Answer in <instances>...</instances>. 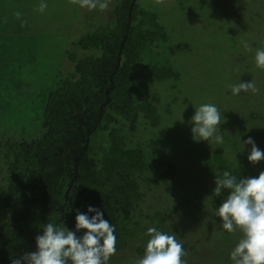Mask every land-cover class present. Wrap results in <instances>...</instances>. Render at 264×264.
Here are the masks:
<instances>
[{"label":"trees","instance_id":"1","mask_svg":"<svg viewBox=\"0 0 264 264\" xmlns=\"http://www.w3.org/2000/svg\"><path fill=\"white\" fill-rule=\"evenodd\" d=\"M0 1V264L35 251V237L46 223L75 231L77 210L95 214L88 213L89 206L100 209L115 227L116 254L108 264L142 258L150 227L176 237L186 264H232L230 253L240 233H228L215 215L228 190L220 197L212 190L215 176L224 171L238 180L264 171V160L248 161L251 145L243 143L252 137L264 152V69L249 58L264 50V0H231L228 6L237 19L230 23H240L258 39L242 35V43L232 42L227 65L239 70L243 82L254 81L258 92L243 91L237 98L217 131L223 143L212 142L211 149L194 141L188 129L165 140L179 117L172 109H187L178 120L188 126L193 108L188 101L180 103L179 97L187 98L179 90L163 102L151 91L153 83L174 91L181 76L170 60L154 58L169 40L154 9H142L136 0H111L106 18H84L81 28L72 23L63 54L69 67L58 68L51 85L33 92L22 79L31 45L17 50L16 34L24 24L7 12L8 3L14 10L12 1ZM245 42L249 47L243 51ZM32 110L36 119L25 122L20 114ZM185 185L191 187L183 196L187 204L193 202L186 207L191 219L204 213L213 227L200 248L185 238V227L172 223ZM157 189L163 191L162 207L149 203L150 191Z\"/></svg>","mask_w":264,"mask_h":264},{"label":"rangeland","instance_id":"2","mask_svg":"<svg viewBox=\"0 0 264 264\" xmlns=\"http://www.w3.org/2000/svg\"><path fill=\"white\" fill-rule=\"evenodd\" d=\"M2 1L4 2V0ZM10 1H12L14 10L8 3L5 5L7 12L17 20L21 19L24 24L23 28L19 29V34H16L17 44H19L17 50L26 49L27 45H31L33 52L32 59L29 63L26 62L23 67L22 75V79L31 87L30 90L33 92H36L37 88L51 85L58 68L65 65L69 67V61L65 59L63 54L68 47L67 34L72 23L75 28H81L83 26L79 22L84 21V18L85 20L90 18L95 20L96 17L99 19L100 16L106 18L109 14L108 9L103 11L99 9L89 10L81 8L78 4H72L71 0H8V2ZM136 1L142 9H154L159 14V19L168 33L169 40L164 46L165 51L154 58L160 61L167 58L181 75L179 81L174 83L177 88L174 91L169 90L168 87L165 88V84L158 83L151 85V91L155 92L160 99H164H161L163 102L168 98L171 99L174 95L176 96L175 93L179 90V93H183L187 98L186 100L179 97L180 103L183 104V102L188 101L192 104V116L195 114V108L201 104L216 105L221 112V124L217 126L218 131L225 123V118L231 108L236 106L237 98L243 94V91L238 95H233L231 92V86L239 84L240 81L243 82V79H241L238 69L233 71L227 65L231 53L229 48L232 42L242 43V35L248 37L252 35V38L258 39L257 34L246 32L240 23L237 25L230 23L237 20L232 16L235 10L228 7L232 3L231 0H204L207 4H202V0ZM110 2L111 0H109V6ZM41 3L47 4V8L43 12L38 10ZM229 10L233 13L229 14ZM84 11L90 12L89 15L83 16L82 12ZM17 12L21 13L19 18L15 15ZM74 33V37L78 35L76 30ZM241 49L244 51L245 46H242ZM249 56L251 60H254L255 55L253 53H249ZM24 57L25 55H23ZM250 66L248 67L251 68L252 66ZM208 71L211 73L208 74ZM174 84L171 83V85ZM30 90L28 89L27 94H30ZM34 111L32 110L33 113L29 114H20V117H23L25 122L30 121L28 117L35 120ZM172 112H174L175 117L179 116L178 118L181 120V115L187 112V109L177 106L172 109ZM178 118L174 119L178 123L175 124L176 129H173L171 134H167L165 140L180 135L181 131L191 130L194 126L191 122L188 126L184 125ZM31 127L36 130L35 123L31 124ZM201 141L207 144V148H212L211 140ZM164 143L162 146L165 149L172 147L169 143L168 145ZM237 149H242V146ZM186 167L190 168L188 165ZM195 174V170L190 174L189 181L192 184L193 178L196 177ZM187 180V178L181 179L179 184L182 185ZM182 190L179 191L177 198L181 203L178 207H174L172 213V223L176 226L185 227L188 230L185 238L200 248L199 243L210 240L211 235L214 234L213 227L209 224L208 219L206 220L207 215L204 213H200L201 215L197 219H191L192 215L186 210V207L192 206L193 202L187 204L183 197L191 192V187L185 185ZM162 192V189L150 191L149 203L162 207L165 202ZM176 193L175 191L173 195Z\"/></svg>","mask_w":264,"mask_h":264},{"label":"clouds","instance_id":"3","mask_svg":"<svg viewBox=\"0 0 264 264\" xmlns=\"http://www.w3.org/2000/svg\"><path fill=\"white\" fill-rule=\"evenodd\" d=\"M81 8L89 10L108 9L109 0H71ZM47 8L46 3L39 5V11ZM15 15L19 18L21 13ZM248 48L247 43L244 44ZM251 50V49H249ZM256 67L264 69V50L257 49L254 56ZM241 91L258 92L254 81L241 82L231 86L233 95ZM193 140L223 143V136L217 134L221 124V112L211 103L201 104L195 108L191 117ZM251 145L247 159L253 165L264 160L262 152L252 137L243 141ZM215 188L212 195L220 197L228 190L226 198L218 206L215 215L222 221V228L228 233L239 231L240 238L230 253L232 264H264V171L258 176L237 179L228 171L222 176H215ZM91 217L77 210L75 231L67 227L46 223L42 234L35 237L36 250L24 252L18 258H12L11 264H108L116 254L115 227L97 208L88 207ZM84 230L81 236L77 232ZM150 239L142 258L134 264H186L182 258L186 255L183 245L174 235L150 227L145 233Z\"/></svg>","mask_w":264,"mask_h":264}]
</instances>
